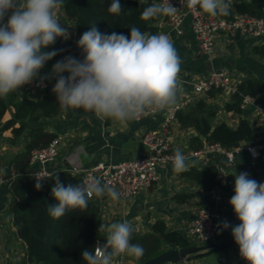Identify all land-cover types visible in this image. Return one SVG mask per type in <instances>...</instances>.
Here are the masks:
<instances>
[{"label": "trees", "instance_id": "obj_1", "mask_svg": "<svg viewBox=\"0 0 264 264\" xmlns=\"http://www.w3.org/2000/svg\"><path fill=\"white\" fill-rule=\"evenodd\" d=\"M234 2L238 12L264 17V0ZM55 5H60L74 22L77 40L64 38L63 34L42 38L29 60L15 43L0 49V134L10 130L12 142L25 143L5 168L9 177L6 187L12 195L8 211L18 235L25 242L20 264H101L94 247L97 239L107 238L108 232L98 201L84 192L82 174L61 169L40 182L29 163L32 149L47 145L56 135L47 124L62 109L60 90L52 84L38 98L22 92L29 78L49 77L67 62L77 46L80 53L89 48L105 70L138 67L147 54L142 38L153 40L157 36L160 30L157 22L166 13L164 7L153 0H25L24 7L16 12L12 28H21L34 38L52 22ZM256 50L264 54V43ZM123 88L125 96L113 107L101 105L103 115H118L131 98L146 95L149 89L156 91V82L148 79L140 84L128 83ZM263 88L261 78L246 77L238 83V91L231 94L223 108L240 113L242 94L255 96ZM220 93L221 89L211 88L177 110L180 125L196 130L197 134L191 137L194 147L202 145L204 140L220 142L227 148L237 147L258 136L259 127L245 116H240L236 124L216 121L222 109L217 101ZM7 112L10 116L5 119ZM249 158L250 154L242 149L235 162L247 164ZM217 163H225V158L215 155L214 168L210 164L191 165L183 174L208 191L220 183ZM193 196L189 191L178 193L175 198L183 202ZM239 216L238 211L227 212L222 227ZM125 235L127 249L139 264L169 247L191 244L184 231L170 227L162 218L156 219L148 231L132 227ZM254 236L264 237V225L249 236L243 249V261L238 264H264V249L252 242Z\"/></svg>", "mask_w": 264, "mask_h": 264}, {"label": "crops", "instance_id": "obj_2", "mask_svg": "<svg viewBox=\"0 0 264 264\" xmlns=\"http://www.w3.org/2000/svg\"><path fill=\"white\" fill-rule=\"evenodd\" d=\"M157 5L163 6L166 15L157 23L160 30L153 40L144 38V49L147 51L142 63L130 71V76L124 85L128 83H142L148 79L156 82V91L166 98V105L181 102L186 97L191 100L200 94L194 93L192 82L206 74L214 67H225L229 70L233 80L239 83L246 77H257L264 80V54L256 50V47L264 43L263 39L231 34L220 30L216 33L215 49L212 55L201 53L197 40L189 25V16H185L184 31L181 34H173L169 31L167 18L173 10V5L165 0H153ZM203 9L217 16L228 19L234 18L238 11L234 0H197ZM25 5V0H0V45L4 39L7 24L15 19L11 9L17 11ZM69 32L77 40L74 22L68 19L64 9L55 5L53 20L50 24L39 30L34 38L22 44L24 58L29 60L32 52L37 48L40 40L45 37H57L64 32ZM150 49H152L151 52ZM90 50L85 48L84 51ZM80 53L77 46L67 62L55 72L65 71L70 76V64L74 57ZM160 65V67H159ZM145 72L143 75L138 73ZM132 73H134L132 75ZM164 73V75H163ZM124 87V86H123ZM148 90L146 95L139 97L145 107L154 104V92ZM23 95L38 98L44 94L41 91L22 92ZM204 95V94H203ZM231 95L221 91L217 101L222 109L216 116V121H227L236 124L240 116L247 117L252 125L259 127L256 141L264 140V115L258 110L264 105V88L255 95L254 103H249L241 112L226 111L224 102L230 100ZM62 109L59 115L50 119L47 128L54 132L61 140L60 153L49 161L46 166L54 171L68 169L73 165L87 167L97 160L120 161L135 158L147 151L142 141L143 133L148 129L159 128L162 124L165 109L158 108L141 119L126 113L124 115H103L94 97L79 94L74 87L65 91L60 90ZM114 106V105H113ZM110 106V107H113ZM10 116L7 112L5 119ZM193 127H182L176 119L172 122L167 137L175 149L190 152L195 148L191 144V137L196 135ZM10 130L0 134V172L5 174V168L9 160L25 146V143L12 142ZM204 140L203 137H201ZM207 141H203V146ZM198 146V147H200ZM205 157L187 158L177 163L168 164L160 169V179L151 187L132 197L123 198L114 189L104 188L97 195V201L102 209L103 222L107 238L111 240L119 238L130 228L139 231H148L153 222L162 218L170 227L186 232L192 218L195 217L198 208L208 200L204 191L193 179L183 174V171L191 165L202 166ZM214 161V156L209 157ZM235 179L233 189L223 188L227 200L223 203L225 212L238 211L240 216L225 224L215 238L220 241L246 227L249 222L240 220V217L250 207L241 204L240 195L244 192H253L259 189L261 179L258 174H252V170L234 167L231 171ZM244 185V188L239 187ZM243 189V190H242ZM193 192L192 198L180 202L175 196L181 192ZM12 195L6 184L0 186V251L2 264H20L24 252L25 242L18 235L12 217L8 211ZM106 238V239H107ZM245 242L234 246L232 255L236 258L243 256ZM105 256L101 264H114V248L111 244L103 247ZM229 249L213 252L209 256H199L189 260L164 262L162 264H218V257L228 254ZM122 264H139L138 259L128 251Z\"/></svg>", "mask_w": 264, "mask_h": 264}, {"label": "built area", "instance_id": "obj_3", "mask_svg": "<svg viewBox=\"0 0 264 264\" xmlns=\"http://www.w3.org/2000/svg\"><path fill=\"white\" fill-rule=\"evenodd\" d=\"M165 1L174 7L167 18L169 31L173 34L183 33L185 16L188 15L189 25L197 40L199 50L208 56L214 52L216 33L220 30L228 31L231 34L237 32L264 40L263 16L238 12L234 18L228 19L206 12L197 0ZM11 11L16 16L17 11L13 9ZM14 21L15 19L7 24L0 49L8 43L21 46L30 41V36L23 29L12 28ZM63 37L69 38L72 35L66 31L63 33ZM130 71L131 69L126 68L110 70L101 68L90 50L79 53L70 64V76L73 78L72 87L81 95L94 97L99 106H113L125 96L123 86L130 76ZM54 72L49 77L37 75L29 78L24 90L45 92L53 84L50 77ZM138 74L143 75L145 72ZM192 87L194 93L200 95L205 94L211 88H219L227 95L238 91V83L233 80L229 70L225 67L212 68L194 80ZM153 95L155 102L151 107L143 106L139 97L135 96L119 111L120 115L129 113L135 118L141 119L158 108L165 109L161 126L156 129H148L142 135V141L147 147V151L143 155L116 162L99 159L91 166L82 167L76 164L68 170L82 174L84 192L89 198L97 200V195L104 188L114 189L119 196L128 198L157 182L160 179V169L168 164L195 157H205L204 164H210L209 153L213 152L214 156H223L225 163L216 164L220 183L206 191L208 200L198 208L185 232L191 244L208 245L215 241L222 228V221L226 214L223 203L227 200L223 188L233 189L235 187L236 181L231 175L234 167L242 169L247 167L252 170V174H258L261 179L259 189L253 192L246 191L240 195L241 204L243 203L246 207H255L264 201V140L245 141L241 145L231 148L225 147L220 142L207 141L203 146L195 147L190 152L177 150L168 139L167 133L172 122L177 119V110L188 104L191 97L166 105V98L162 93L156 91ZM242 95L241 108H245L249 103H254V96ZM258 110L264 115V105L259 106ZM60 144V138L55 136L47 145L32 149L29 163L32 173L38 181H46L55 172L49 169L46 164L58 156ZM242 149L250 154L248 164L244 166L237 165L235 162L237 153ZM8 180L9 177L0 172V186L6 184ZM252 242L264 249V237L254 236ZM106 244H111L114 248L113 263L122 264L128 254V240L125 233L114 240L110 238L97 239L94 253L99 259H103L105 256L103 247ZM1 260L2 253L0 251V264ZM242 261L243 256L236 258L230 252L221 254L217 259L218 264H238Z\"/></svg>", "mask_w": 264, "mask_h": 264}, {"label": "water", "instance_id": "obj_4", "mask_svg": "<svg viewBox=\"0 0 264 264\" xmlns=\"http://www.w3.org/2000/svg\"><path fill=\"white\" fill-rule=\"evenodd\" d=\"M160 67V65H159ZM164 75V73H163ZM53 85L61 91L67 90L72 86L73 78L67 76L65 71L54 72L50 77ZM214 156V153H209V157ZM210 165L214 168L215 165L210 161ZM240 220L249 222V224L240 229L238 232L220 241H214L208 245L190 244L183 247H169L163 250L158 255L145 260L142 264H162L164 262H173L181 260H189L199 256H204L212 252L229 249L232 253V248L240 244L252 235L259 227L264 225V201L258 206L250 207L240 217Z\"/></svg>", "mask_w": 264, "mask_h": 264}, {"label": "rangeland", "instance_id": "obj_5", "mask_svg": "<svg viewBox=\"0 0 264 264\" xmlns=\"http://www.w3.org/2000/svg\"><path fill=\"white\" fill-rule=\"evenodd\" d=\"M141 44L144 45V38H142V40H141ZM247 164H248V163H247ZM247 164H243V165H247ZM239 187L244 188V185H240V184H239ZM242 190H243V189H242ZM248 238H249V237H248ZM248 238H247V239H248ZM245 241H246V240H244L243 242H245ZM243 242H241L240 244H242ZM247 243H248V242H247ZM238 245H239V244H238ZM238 245H235V246H238ZM244 246H245V245H244ZM212 253H213V252H212ZM212 253H210V254H212ZM210 254H207L206 257L209 256ZM204 256H205V255H204ZM20 262H21V261H20ZM1 264H2V261H1Z\"/></svg>", "mask_w": 264, "mask_h": 264}]
</instances>
